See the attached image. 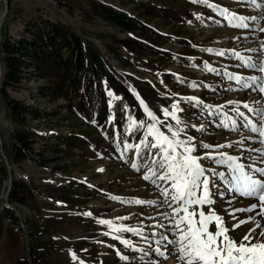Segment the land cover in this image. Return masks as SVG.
Instances as JSON below:
<instances>
[{
	"label": "rangeland",
	"instance_id": "374dc122",
	"mask_svg": "<svg viewBox=\"0 0 264 264\" xmlns=\"http://www.w3.org/2000/svg\"><path fill=\"white\" fill-rule=\"evenodd\" d=\"M208 3L247 17L248 27H229L211 8L191 0H0V43L3 39L29 37L25 29L34 23H58L80 38L86 52L93 51L102 59L105 75L99 78L100 83L105 81L106 86L113 79L121 85L120 91L109 85L105 93L110 112L105 119L94 121L77 118L64 98L55 104L41 99L33 91L37 82L32 72L7 92L13 99L44 109L40 119L25 116L24 123L17 124L0 99V264H177L174 258L164 259L152 251L159 237L153 238L150 233L161 230L149 227L155 222L149 217L157 216V208L133 203L137 199H157L155 188L142 178L151 161L146 159L141 140L151 121L140 100L161 121L165 119L162 109L178 104L184 109L183 119L204 126V131L189 127L187 135L195 137L197 143H231L232 148L221 151L232 155H247L239 151L236 142L254 134L246 129L233 132L218 127L219 115L210 116L187 98L196 97L212 105L213 111L225 105L221 112L233 118L235 113L228 101H246L260 107L254 103L260 100L264 105V96L251 90H225L238 87L226 80V73L261 75L237 67L240 62L232 52L264 57V7L257 8L249 0ZM257 3L264 5V0ZM96 4L124 13L148 31L107 23L95 12ZM253 49L256 51H249ZM220 51L224 56L216 55ZM206 63L217 72H209ZM0 73L1 84V51ZM240 110L251 115L247 109ZM110 114L115 117L111 123ZM17 131L28 133L31 148L30 159L20 162L9 155L17 144ZM66 137H72L78 145L68 144ZM248 145L246 140L245 147ZM19 185H23L22 195L17 193ZM221 190L225 200L229 199L226 189ZM250 202L235 197L231 207ZM222 207L229 205L224 203ZM236 215L246 219L250 214ZM225 216L231 223H238ZM100 221L140 229L143 237L113 231ZM253 227L254 223H244L236 232ZM121 240L130 241L131 247ZM8 244L13 246L11 253L6 251Z\"/></svg>",
	"mask_w": 264,
	"mask_h": 264
},
{
	"label": "snow or ice",
	"instance_id": "6c2138e0",
	"mask_svg": "<svg viewBox=\"0 0 264 264\" xmlns=\"http://www.w3.org/2000/svg\"><path fill=\"white\" fill-rule=\"evenodd\" d=\"M211 8L222 17L229 27L247 28V17L240 16L229 9L208 0H191ZM257 8L264 7L257 0H249ZM253 20L255 17L252 18ZM264 31V29H261ZM212 52L211 49L208 50ZM255 52L256 50H249ZM224 56V51L216 53ZM232 55L240 62L237 67H243L261 75L244 76L238 73H226L225 78L231 84L226 91L251 90L264 96V57L253 58L233 51ZM209 72H217L205 64ZM195 88L196 85L192 84ZM112 93H109L111 96ZM139 99V97H137ZM187 100L194 106H200L208 111L210 116L220 119L217 126L239 132L246 129L254 134L237 141L241 153L247 155H232L221 149L232 148L233 144H209L202 140L197 143L195 137L187 135L189 127L197 131H204V126L192 123L182 118L184 111L178 104H172L171 109H162L164 120L149 110L140 100L141 106L151 123H148L143 134L141 144L146 152V159L151 161L148 172L142 178L149 182L156 190V200H135L137 205H148L157 208V216L149 217L155 222L150 225V235L156 247L152 251L164 259L174 258L177 264H264V105L260 100L254 101L260 107H252L246 101H228L235 113V118L221 112L225 105L215 107L205 104L196 97ZM247 109L246 114L240 109ZM135 123V122H133ZM144 128L145 124L140 123ZM151 138V139H149ZM249 145L245 147V141ZM252 145H259L253 147ZM207 162V163H204ZM134 169L139 170L136 164ZM218 169H224L223 171ZM226 189L230 198L225 200ZM235 197H242L251 201L242 207L232 208ZM226 203L229 208H223ZM237 220L238 223H231ZM236 213L250 214L246 219L237 217ZM254 214V215H251ZM90 215V214H87ZM256 217H261L257 220ZM120 219H128L122 217ZM116 232H129L143 237L142 230L120 226L114 227L111 221H100ZM244 223H254L255 227L244 233H237L236 229ZM257 229H260L257 231ZM118 239V237H113ZM131 247L128 240L120 241ZM139 251V249H133ZM72 259H77L72 254ZM127 260L128 257L121 256ZM81 264L83 262L81 261Z\"/></svg>",
	"mask_w": 264,
	"mask_h": 264
},
{
	"label": "trees",
	"instance_id": "16d2710c",
	"mask_svg": "<svg viewBox=\"0 0 264 264\" xmlns=\"http://www.w3.org/2000/svg\"><path fill=\"white\" fill-rule=\"evenodd\" d=\"M93 8L109 24L129 30L134 27L148 31L144 24L103 4H96ZM25 34L30 36H22L16 40L3 39L0 43L3 64L0 99L6 104L13 121L22 124L25 116L38 120L45 111L39 109L38 105L13 99L7 92L9 87L19 85L27 72H32V78L37 82L33 91L44 101L55 104L57 100L64 98L67 105L76 111L77 118L91 121L99 117L105 119L104 116L107 117L110 112L105 92L109 85L120 91L121 85L111 79L104 89L103 83L99 81L105 75L99 55L93 51L86 52L80 38L58 23H34L29 29H25ZM33 91L30 96H33ZM14 137L18 145H14L9 154L11 159L15 162L30 159L28 133L17 131ZM71 140L72 137L65 139L68 144H77ZM16 186L12 193L16 191ZM17 193L22 195L23 185L18 186Z\"/></svg>",
	"mask_w": 264,
	"mask_h": 264
},
{
	"label": "bare ground",
	"instance_id": "6f19581e",
	"mask_svg": "<svg viewBox=\"0 0 264 264\" xmlns=\"http://www.w3.org/2000/svg\"><path fill=\"white\" fill-rule=\"evenodd\" d=\"M7 196V195H6ZM12 208H14V207H12ZM15 210V209H14ZM32 211V210H31ZM30 212V211H29ZM33 213V212H32ZM32 213H31V215H32ZM16 214H17V212H16ZM21 215V214H20ZM251 215H254V214H251ZM22 216V215H21ZM24 219V218H23ZM256 219L257 220H261L262 218L261 217H256ZM22 221V220H21ZM19 224V223H18ZM262 224H264V220H262ZM24 223H23V227H24ZM25 228V227H24ZM29 228V227H28ZM30 230V229H29ZM28 231V230H27ZM30 232H31V230H30ZM241 233H243V232H241ZM25 234H28V233H25ZM31 236V235H30ZM25 238H26V236H25ZM29 238V237H28ZM6 251L8 252V253H11L12 251H13V246L11 245V244H8L7 245V247H6ZM160 263H162V262H160Z\"/></svg>",
	"mask_w": 264,
	"mask_h": 264
},
{
	"label": "water",
	"instance_id": "95a60500",
	"mask_svg": "<svg viewBox=\"0 0 264 264\" xmlns=\"http://www.w3.org/2000/svg\"><path fill=\"white\" fill-rule=\"evenodd\" d=\"M1 21H2V17H1V20H0V25H1ZM0 75H1V73H0Z\"/></svg>",
	"mask_w": 264,
	"mask_h": 264
}]
</instances>
